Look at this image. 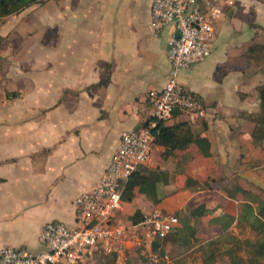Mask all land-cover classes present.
<instances>
[{"label":"crops","instance_id":"0c3cea01","mask_svg":"<svg viewBox=\"0 0 264 264\" xmlns=\"http://www.w3.org/2000/svg\"><path fill=\"white\" fill-rule=\"evenodd\" d=\"M36 1L0 19V250L40 253L45 225L76 226V201L99 184L122 134L152 123L150 94L168 81L174 29H153V0ZM209 1L222 9L211 54L181 72L195 69L192 83L180 76L179 83L207 110L192 126L209 140L211 156L195 147L167 155L156 145L143 168L169 172V185L159 187L167 197L154 205L136 190L118 222L155 210L182 219L202 204L238 217L246 202L264 195L262 166L253 167L264 160V142L254 140L248 119L260 113L256 88L264 79L247 57L250 47L264 45V0ZM175 114L167 126L187 122ZM190 177L200 184L178 191ZM240 189L245 196L231 198ZM206 228L213 238L221 233L219 226ZM129 261H140L139 254L129 253Z\"/></svg>","mask_w":264,"mask_h":264},{"label":"built area","instance_id":"2783aa9c","mask_svg":"<svg viewBox=\"0 0 264 264\" xmlns=\"http://www.w3.org/2000/svg\"><path fill=\"white\" fill-rule=\"evenodd\" d=\"M151 16L155 31L174 29L169 40L168 81L163 91L150 94L152 123L141 130L122 134L118 151L99 184L77 199L74 228L48 223L40 235L42 252L3 248L0 264H98L102 257L109 256L116 258V264H127L131 252L140 256L135 264H161L153 243L177 227L179 219L155 210L137 224L118 222L117 217L123 210L122 195L130 177L155 151L151 130L158 122L171 121L177 111L190 124L200 123L207 117V110L179 83V76L183 70L210 56L215 25L222 16V9L209 0H153ZM164 264L173 263L165 261Z\"/></svg>","mask_w":264,"mask_h":264},{"label":"trees","instance_id":"16d2710c","mask_svg":"<svg viewBox=\"0 0 264 264\" xmlns=\"http://www.w3.org/2000/svg\"><path fill=\"white\" fill-rule=\"evenodd\" d=\"M35 3H37L36 0H0V19L19 14ZM2 42L3 39L0 36V54ZM247 57L254 60L264 79V45L256 44L250 47ZM256 91L260 100V113L249 116L248 119L255 124L252 137L263 143L264 82L256 88ZM149 126L150 122L146 127ZM151 131L155 137V144L165 148L167 155L195 147L202 157L211 156L209 140L195 134L192 124L188 122H177L172 126H167L166 122H158ZM260 166L264 172V160L253 163L255 168ZM169 183V172L161 169L144 170L141 167L127 182L122 201H131L135 191L139 190L154 205H159L167 197L159 192V187ZM198 184H200L199 181L190 177L178 191L193 188ZM237 193L245 196L246 191L240 189L229 195L234 198ZM143 219L144 216L139 211L130 217L134 224L142 222ZM179 220L182 223L180 227H175L154 241L155 252L160 250L162 252L168 244H173L190 251L189 258L201 264H264V195L246 202L238 217L231 216L218 207L211 210L206 204H202L187 212L185 217ZM200 225L219 226L221 233L216 238L202 241L198 236ZM161 255L165 257L164 252ZM164 263L165 261L162 264ZM98 264H116V258L102 257ZM175 264H184V262L176 261Z\"/></svg>","mask_w":264,"mask_h":264},{"label":"rangeland","instance_id":"374dc122","mask_svg":"<svg viewBox=\"0 0 264 264\" xmlns=\"http://www.w3.org/2000/svg\"><path fill=\"white\" fill-rule=\"evenodd\" d=\"M41 13V12H40ZM39 13V14H40ZM42 15V14H41ZM45 17H43V20L41 22H44V19ZM43 36V31L40 32V35H35L36 36V39H37V43L39 44L41 41H44V38H42ZM44 37V36H43ZM256 71H257V68H256ZM196 75V72H195V69H190L189 72H187V75L182 77L183 75L180 76V81L182 79V81H184L185 83L188 84L189 81H193V76ZM259 152L262 153L263 155V158H264V143H263V147L259 148ZM260 190H263V189H260ZM248 192V191H247ZM262 195V192L259 191ZM258 192V193H259ZM247 194H253V191L249 190V192ZM251 196V195H250ZM178 215V213H177ZM176 215V216H177ZM122 217V216H121ZM122 221L124 222H128L129 220V217L128 215L125 216V214L123 215V217L121 218ZM207 226L206 225H200L199 226V229L201 228V233H198V236L199 238L202 240V241H207V240H210L212 239L213 237H215L214 234H212L211 232L209 233V229L206 228ZM43 245V244H42ZM167 250H168V256H169V260H167L165 257H163L159 252H157L161 259H162V262L161 264L163 263V261H171L172 263H176V261H182L184 262V264H201L199 261L195 262L193 259H190L189 258V255H190V251H187V249L183 248V247H180V246H176V245H173V244H168L167 246ZM6 248H15V247H6ZM17 249H22V248H17ZM135 256V255H134ZM195 262V263H194ZM127 264H132V261H129V263Z\"/></svg>","mask_w":264,"mask_h":264}]
</instances>
